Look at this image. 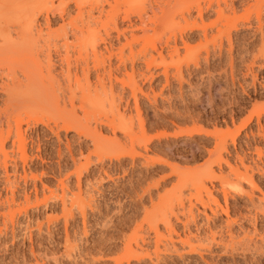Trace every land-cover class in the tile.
I'll list each match as a JSON object with an SVG mask.
<instances>
[{"label":"rangeland","instance_id":"obj_1","mask_svg":"<svg viewBox=\"0 0 264 264\" xmlns=\"http://www.w3.org/2000/svg\"><path fill=\"white\" fill-rule=\"evenodd\" d=\"M78 2L41 0L35 49L0 65L48 87L0 93V264H264V0Z\"/></svg>","mask_w":264,"mask_h":264},{"label":"bare ground","instance_id":"obj_2","mask_svg":"<svg viewBox=\"0 0 264 264\" xmlns=\"http://www.w3.org/2000/svg\"><path fill=\"white\" fill-rule=\"evenodd\" d=\"M32 1V0H31ZM35 1V0H34ZM41 1V0H40ZM40 1L39 0H36L35 2V4H32L33 2H31L30 3V1L29 0H0V65L2 64V63H4V61H7V60H13V58H15V60L17 59L18 60V58H19V56L18 55H20V57L21 56H23L24 55V53H25V55H24V58H26L27 59V54H26V52H30L31 53V51H32V49L30 48V47H34V45H36L35 43H36V41H37V39L39 38V36H40V31L39 30H37L36 29V17H37V14L39 13V12H43V10H45V11H49L50 12V10H53L52 9V6L50 5V7H51V9L49 10L48 8H47V6L45 5V6H41L42 4L40 3ZM46 1H48V0H46ZM60 2H62V0H59ZM79 1V0H78ZM100 1V0H99ZM196 1V0H195ZM225 1V0H224ZM231 1V0H230ZM80 2H81V0H80ZM80 2H78L79 4H80ZM43 3V2H42ZM218 3V2H217ZM231 3V2H230ZM95 4H96V2H95ZM53 5V4H52ZM81 5V4H80ZM229 6V5H228ZM233 6H234V4H233ZM231 7H232V5H231ZM152 8V7H151ZM48 9V10H47ZM232 9H234V8H232ZM152 10V9H151ZM62 11V10H61ZM155 11V10H154ZM206 11V10H205ZM219 11V14H220V10H218ZM232 11V10H231ZM55 12V11H54ZM152 12V11H151ZM156 12V11H155ZM202 11H200V13H199V15L201 16L202 15V13H201ZM234 12V11H233ZM204 13V12H203ZM154 14V13H153ZM219 14H218V16H219ZM138 15V14H137ZM198 15V16H199ZM221 17V16H220ZM127 18V17H126ZM201 18V17H200ZM218 19V18H217ZM220 21V20H219ZM128 23V22H127ZM202 23V22H201ZM197 24V23H196ZM131 25V24H130ZM190 25V24H189ZM143 26V25H142ZM196 26V25H195ZM207 26V25H206ZM205 26V27H206ZM144 27V26H143ZM187 27H188V25H187ZM90 28V27H89ZM207 28H208V26H207ZM141 29H142V27H141ZM201 30H203V29H201ZM204 31V30H203ZM63 32V31H62ZM83 33V32H82ZM182 33H184V32H182ZM206 33V32H205ZM63 34V33H62ZM121 34V33H120ZM73 36V35H72ZM82 36H83V34H82ZM74 37H77V36H75L74 35ZM80 37V36H79ZM89 37H90V35H89ZM88 37V38H89ZM61 38L63 39V35H61ZM66 38V37H65ZM78 38V37H77ZM76 38V39H77ZM86 38V37H85ZM87 38V39H88ZM91 39V38H90ZM77 40H79V39H77ZM89 40V39H88ZM92 40V39H91ZM94 41H96L95 40V37H94ZM134 41H135V39H134ZM82 42H85V40H83L82 39ZM81 42V43H82ZM87 42V41H86ZM76 44V43H75ZM78 44V43H77ZM82 45V44H81ZM80 45V46H81ZM129 45V44H128ZM38 46V45H37ZM55 46V45H54ZM64 46V45H63ZM64 47H66V46H64ZM88 47V46H87ZM130 47V46H129ZM30 48V49H29ZM151 48H153V47H151ZM34 49H35V47H34ZM95 49V48H94ZM27 50V51H26ZM91 50V49H90ZM25 51V52H24ZM23 54V55H22ZM108 54H109V52H108ZM158 54H161V53H158ZM29 55H31V54H29ZM110 55V54H109ZM162 56V55H161ZM160 56V57H161ZM18 57V58H17ZM87 58V57H86ZM153 58V57H152ZM20 59H23L22 57L20 58ZM67 59H69V58H67ZM16 60V61H17ZM36 60V59H35ZM44 60H45V58H44ZM49 60V59H48ZM19 61V60H18ZM30 61V60H29ZM47 61V60H46ZM45 61V62H46ZM68 61V60H67ZM83 61V60H82ZM2 62V63H1ZM40 62V61H39ZM104 62V61H103ZM162 62H163V60H162ZM165 62V61H164ZM24 63V62H23ZM34 63V62H33ZM36 63V62H35ZM48 63H50V60H49V62H47L46 63V65H49ZM61 63V62H60ZM68 63V62H67ZM150 63V62H149ZM110 64V63H109ZM27 65V64H26ZM36 65H38V64H36ZM67 66V65H66ZM96 66V65H95ZM38 66H36L34 69H36ZM69 67V66H68ZM103 67V66H102ZM27 68H29V72H27V69H24V71H26V73L27 74H25L24 73V75H25V85H24V83H22L21 81H18L17 79H16V77H15V79H9V77H8V79L11 81V83H10V85H7V86H5V88H3V87H0V93L2 92L3 93V95L8 99V100H14V99H16V97H17V95L19 96V94H30L31 92H33V94L36 92V91H38L37 92V94L39 93V91H41L42 93H43V91L44 90H48V87H46V82H45V84L44 83H42L41 82V85H38V84H40V82L37 84V76H41L40 74H39V71H40V69L41 68H39V69H37L36 71L37 72H35V70L34 69H32L31 70V68H33V67H28L27 66ZM42 68H43V66H42ZM45 68H47V67H45ZM44 68V69H45ZM22 69V70H23ZM31 70V71H30ZM39 70V71H38ZM50 70V69H49ZM23 71V72H24ZM46 71V70H45ZM104 71V70H103ZM23 72H21V73H23ZM41 73V72H40ZM87 73V72H86ZM45 74V73H44ZM57 74V73H56ZM62 75V74H61ZM109 75V74H108ZM47 79H48V83H47V85H49V87L51 86V88L53 89V85H52V82H53V75H52V73H51V71H48L47 72ZM43 77V76H42ZM69 77H71V76H69ZM88 77V76H87ZM129 77V76H128ZM6 78H7V76H6ZM11 78V77H10ZM14 78V77H13ZM35 79V81L34 80H32V79ZM39 78V77H38ZM63 78V77H62ZM78 78V80H79V77H77ZM44 79H46V78H44ZM70 79V78H69ZM109 79V78H108ZM129 79V78H128ZM40 80H42V79H40ZM58 80V79H57ZM71 80V79H70ZM111 80V79H110ZM129 80H131V79H129ZM150 80V79H149ZM9 81V82H10ZM43 81V80H42ZM87 82V85L89 84V82H88V80H86ZM9 84V83H8ZM42 84H44V85H42ZM55 84V83H54ZM78 84V83H77ZM81 84V86H82V82L80 83ZM99 84H100V82H99ZM5 85V84H4ZM90 85V84H89ZM76 86H78V85H76ZM81 86H78V87H80L81 88ZM43 87H46V89L45 88H43ZM88 89L90 88V87H87ZM103 88V87H102ZM81 89H83V88H81ZM93 89V88H92ZM95 89V88H94ZM54 90V89H53ZM104 90V89H103ZM108 90V89H107ZM106 90V91H107ZM60 91V90H59ZM75 91V90H74ZM105 91V92H106ZM109 91V90H108ZM40 92V93H41ZM96 92V91H95ZM46 93V92H45ZM45 93H44V95H45ZM49 93V92H48ZM61 93H62V91H61ZM84 93H85V91H84ZM101 93V92H100ZM50 94V93H49ZM88 94V93H87ZM86 93H85V95L86 96H88V95H90V96H92V93L91 94H88L87 95ZM94 94H98V91H97V93H94ZM103 94V93H102ZM39 95V94H38ZM41 95V94H40ZM100 95V94H99ZM42 96V95H41ZM71 96L73 97V95L71 94ZM77 96V95H76ZM75 96V97H76ZM96 96V95H95ZM104 96H105V94H104ZM92 97H94V96H92ZM91 97V98H92ZM97 97V96H96ZM101 97H102V95H101ZM100 98V97H99ZM93 99V98H92ZM96 98H94V100H95ZM258 119V118H257ZM119 120H121V119H119ZM119 120H118V123H120L119 122ZM114 121V120H113ZM22 122V121H21ZM37 122H38V120H37ZM110 122V121H109ZM116 122V121H115ZM18 124H20V121H18L17 122ZM113 124V123H112ZM115 124V123H114ZM10 125V124H9ZM8 125V126H9ZM107 125H109L110 126V123L109 124H107ZM117 125V124H116ZM115 125V126H116ZM19 126V125H18ZM18 126H16V131H15V135L13 136V138H14V141H13V143H12V145L14 146L16 143H17V152H20V154L22 155V156H20L21 157V159L24 161H22L23 162V164H25V161H26V155H25V149H26V141H25V139L23 138V136H22V134H21V129H20V126L18 127ZM118 127V126H117ZM116 127V128H117ZM15 128V127H14ZM68 128H70V125L68 124V126H67V129ZM115 128V127H114ZM71 129H72V126H71ZM117 129H119V128H117ZM8 131L7 132H3V130H1V128H0V154L3 156V159H2V161H3V167L5 168V170H6V167H7V161L9 160V155L7 154V150L5 151V143L10 139V138H12V133H11V131L12 130H10V129H7ZM120 130H122V129H120ZM125 130V129H124ZM263 132V131H262ZM260 135H262V134H260ZM264 135V134H263ZM262 135V136H263ZM264 137V136H263ZM150 140V139H149ZM132 143V142H131ZM140 143V142H139ZM10 151V150H9ZM61 153V152H60ZM135 153V152H134ZM136 154V153H135ZM18 158V157H17ZM16 159V158H15ZM73 159V158H72ZM242 160V159H241ZM15 161V160H14ZM242 162V161H241ZM15 164V163H14ZM227 165H229V164H227ZM15 167H16V165H15ZM229 167H231V166H229ZM232 170V169H231ZM261 170V169H260ZM259 170V171H260ZM235 171H237V170H235ZM254 171V170H253ZM256 171V170H255ZM263 170H261V172H262ZM4 172H7V171H4ZM259 173V172H258ZM261 175H263L264 176V172H262V174ZM14 176V175H13ZM25 176V175H24ZM7 177V176H6ZM24 178V177H23ZM26 178V177H25ZM80 178V177H79ZM79 178H77V179H79ZM248 179V178H247ZM254 180H252V176H250V179L248 180V184H249V186H250V193L248 192H246V195H247V197L249 198V200H250V202H251V205L253 204V207H254V197H255V195H254V190H258V187L255 185V183L253 182ZM10 182H11V180L9 181V178L7 177L6 179H5V185H7V186H9V190L12 188H10ZM63 182V181H62ZM68 183V182H67ZM61 185H62V188L61 189H63V183H61ZM240 185V184H239ZM239 185H236L237 187H236V190H238V193H241L240 191L242 190V192H243V188H241V185H240V187H239ZM14 186V185H13ZM232 186H234V184L232 185ZM55 187V186H54ZM5 188H6V186H5ZM6 188V189H7ZM14 188V187H13ZM52 189V188H51ZM214 189V188H213ZM35 190V193H37V190H36V188L34 189ZM240 190V191H239ZM11 192H12V195H11V201H9V199H7L8 201H6V205L8 206L9 205V207L8 208H10V204L12 205V204H14L15 203V201H14V193H13V191H12V189L10 190ZM25 192V191H24ZM261 192V191H260ZM54 193V192H53ZM210 193V192H209ZM55 194V193H54ZM78 194V193H77ZM76 194V195H77ZM208 194V193H207ZM245 194V193H244ZM36 195V194H35ZM66 195V194H65ZM226 195V194H225ZM226 197V196H225ZM25 198V200L26 201H28L29 199V197H24ZM57 198V197H56ZM6 199V198H5ZM260 199V198H259ZM62 200V199H61ZM259 201H261V199L259 200ZM262 201H263V199H262ZM11 202V203H10ZM62 202H63V200H62ZM65 202V201H64ZM8 203V204H7ZM258 203V202H257ZM256 203V204H257ZM4 204V205H5ZM215 204V203H214ZM259 204V203H258ZM62 205H63V203H62ZM65 205V204H64ZM1 206V205H0ZM13 206V205H12ZM11 206V207H12ZM258 206V205H257ZM63 207V206H62ZM12 209V208H11ZM9 211V210H8ZM13 211H14V209H13ZM18 212L19 210H15V212ZM3 213H4V211H3ZM8 213V212H7ZM9 213H12L13 214V212H9ZM8 213V214H9ZM226 213V212H225ZM5 214H6V212H5ZM12 214H10V215H12ZM15 214V213H14ZM14 214H13V216H14ZM223 214H224V212H223ZM227 214V213H226ZM3 216V215H2ZM66 219V218H65ZM162 219V218H161ZM168 219V218H167ZM162 220H164V219H162ZM48 221V220H47ZM168 222V221H167ZM170 222V221H169ZM3 224V223H2ZM6 224V223H5ZM10 224V223H9ZM166 225V224H165ZM171 225V224H170ZM170 225H166L167 226V228H168V226L170 227ZM156 226V225H155ZM155 226H153V227H155ZM7 228V227H6ZM157 228V227H156ZM155 228V229H156ZM154 231V230H153ZM157 233V232H156ZM1 234V233H0ZM173 234V233H172ZM157 236V235H156ZM178 236V235H177ZM192 236V235H191ZM195 236V235H194ZM188 237V236H187ZM200 238V237H199ZM231 239V238H230ZM174 240V239H173ZM198 241V240H197ZM182 242V241H181ZM183 243L185 244V246L187 245V247H189L190 249H187L189 252H194L195 251V246L194 245H192L191 243H192V241L190 242V239H189V237H188V239L185 241H183L182 242V245H183ZM129 245V244H128ZM197 245V244H196ZM200 245V244H199ZM198 245V246H199ZM138 246V245H137ZM138 247H141V246H138ZM174 248V247H173ZM256 248V247H255ZM131 249V248H130ZM130 249L128 250L129 252H130ZM175 249V248H174ZM199 249V248H198ZM174 252V251H173ZM196 252V251H195ZM133 253H135V252H133ZM132 253V254H133ZM136 254V253H135ZM132 256H136V255H132ZM131 256V257H132ZM138 258V257H137ZM34 259V258H33ZM130 259V258H129ZM128 260V259H127ZM128 263V262H127Z\"/></svg>","mask_w":264,"mask_h":264}]
</instances>
